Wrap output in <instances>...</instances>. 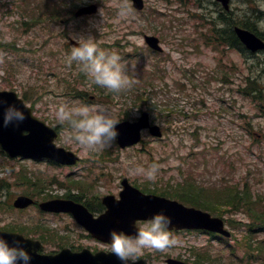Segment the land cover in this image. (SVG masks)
Segmentation results:
<instances>
[{
  "label": "rangeland",
  "instance_id": "374dc122",
  "mask_svg": "<svg viewBox=\"0 0 264 264\" xmlns=\"http://www.w3.org/2000/svg\"><path fill=\"white\" fill-rule=\"evenodd\" d=\"M143 1L138 12L127 0H0V90L16 92L37 118L60 130L56 145L80 158L64 167L9 159L0 151V228L25 227L27 237L41 239L44 253L70 246L103 250L106 246L69 214L41 212L36 205L18 210L13 200L24 194L37 203L78 197L97 217L103 213L101 198H117L123 178L146 193L177 192L185 182L222 191L236 187L254 200L252 211L234 195L222 205L210 199L231 232L229 239L170 232L173 246L145 250L139 258L146 264H166L168 258L264 264V224L256 218L258 213L264 217V52L242 54L210 45L208 15L220 11L211 0ZM89 4L97 6L95 14L74 17L78 6ZM125 5L131 12L121 16ZM230 11L264 36V0H231ZM144 35L159 38L162 53L147 48ZM88 36L99 50L121 56L135 80L131 89L99 88L77 62L67 63L70 41ZM82 72L86 81L79 77ZM60 103L102 106L118 121L134 120L136 110L151 108V120L163 136L145 133L133 148L122 150L114 143L101 152H85L65 140L66 125L54 115ZM152 163L159 165L154 182L129 171L130 165Z\"/></svg>",
  "mask_w": 264,
  "mask_h": 264
},
{
  "label": "water",
  "instance_id": "95a60500",
  "mask_svg": "<svg viewBox=\"0 0 264 264\" xmlns=\"http://www.w3.org/2000/svg\"><path fill=\"white\" fill-rule=\"evenodd\" d=\"M133 7L137 10L143 8L142 0H130ZM225 9H228L229 0H217ZM96 12V6L90 5L80 8L76 16L92 14ZM234 32L239 40L252 52L263 50L264 43L253 33L246 29L234 28ZM145 41L149 47L154 50H160L158 40L153 36H145ZM0 96L5 97L10 102L23 106L26 119L18 127L9 126L0 127V144L2 148L11 157L20 156L22 158L32 159H50L61 164H75L74 155L61 148H57L53 141L58 137L56 132L47 127L43 122L32 116L31 109L27 108L24 103L17 98L13 92H0ZM119 135L117 144L124 148L131 146L140 140L142 129L149 128L152 136L160 137L161 132L158 126L149 125V116L143 112L136 122L123 121L116 125ZM123 191L120 193V200L116 201L112 196L104 197L102 203L108 208L106 213L98 219H92L87 211L80 207L71 205L65 201H48L41 203L39 206L45 211H71L79 224L84 226L93 237L103 242H108L109 232L112 229L123 230L127 233H134L136 230L135 222L144 220L154 212L164 209L171 218L169 230L175 229H204L211 232H217L228 237L230 234L223 229L221 219L212 218L209 214L194 208H187L163 197L156 195H144L137 189L131 187L126 179L122 181ZM32 203V200L20 196L15 199L13 205L16 208H24ZM75 208L81 210L76 212ZM5 238L22 239L24 246L32 254L33 264H120L113 253L98 252L91 254L84 249L81 252L73 253L64 249L55 255H40L37 250L40 247L38 242L24 239L17 234H7L0 232ZM168 264H184L175 260H168ZM134 264H144L142 260Z\"/></svg>",
  "mask_w": 264,
  "mask_h": 264
},
{
  "label": "clouds",
  "instance_id": "9594fccd",
  "mask_svg": "<svg viewBox=\"0 0 264 264\" xmlns=\"http://www.w3.org/2000/svg\"><path fill=\"white\" fill-rule=\"evenodd\" d=\"M130 12L131 9L125 5L120 15L127 16ZM74 61L93 83L110 92L129 90L135 84V80L127 74L121 56L116 52L99 50L90 36L80 38L72 46L67 55V63L71 65ZM54 115L58 123L66 125L65 140L78 145L85 152L108 149L119 135L116 125L120 121L102 106L60 103L56 105ZM136 115L139 116V110H136ZM25 119L23 106L0 96V127H18ZM129 171L154 182L159 173V165H130ZM170 224L171 218L164 209H160L135 226L134 233L112 229L109 232V250L120 264H134L145 250H164L176 243L169 232ZM0 264H33V257L22 239L9 240L0 234Z\"/></svg>",
  "mask_w": 264,
  "mask_h": 264
},
{
  "label": "trees",
  "instance_id": "16d2710c",
  "mask_svg": "<svg viewBox=\"0 0 264 264\" xmlns=\"http://www.w3.org/2000/svg\"><path fill=\"white\" fill-rule=\"evenodd\" d=\"M197 1V0H196ZM199 1V0H198ZM263 15V19H264V14ZM224 21L225 22V27L223 29H217L216 27H214L212 25V27H209V32L210 34L213 36V38L215 39V41H217L218 43L220 42V36L224 35L225 36V41L231 45H234L237 40L235 39V36L232 32V25H235L237 23H235L234 21H232L228 16H219L217 21ZM221 21V22H222ZM223 22V23H224ZM242 27H245L249 30H252L254 32H256L259 36H261L262 38L264 37L262 34L263 33H258L254 27H251L250 25L246 24L245 22H243L242 24L239 23ZM251 84H254V86L258 85L257 82L255 80H253V82ZM182 189V193H180V196H177L178 194H176V198L180 199V200H185L184 195H187V193L190 194V188H181ZM180 190V189H179ZM234 194L237 195L238 192L235 190ZM257 219L259 220V216H257Z\"/></svg>",
  "mask_w": 264,
  "mask_h": 264
}]
</instances>
